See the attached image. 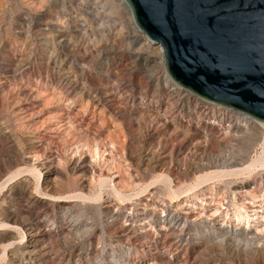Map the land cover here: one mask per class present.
Wrapping results in <instances>:
<instances>
[{
  "label": "rangeland",
  "instance_id": "obj_1",
  "mask_svg": "<svg viewBox=\"0 0 264 264\" xmlns=\"http://www.w3.org/2000/svg\"><path fill=\"white\" fill-rule=\"evenodd\" d=\"M145 36L118 0H0V264H264V126L171 98Z\"/></svg>",
  "mask_w": 264,
  "mask_h": 264
},
{
  "label": "water",
  "instance_id": "obj_2",
  "mask_svg": "<svg viewBox=\"0 0 264 264\" xmlns=\"http://www.w3.org/2000/svg\"><path fill=\"white\" fill-rule=\"evenodd\" d=\"M181 86L264 121V0H127Z\"/></svg>",
  "mask_w": 264,
  "mask_h": 264
},
{
  "label": "bare ground",
  "instance_id": "obj_3",
  "mask_svg": "<svg viewBox=\"0 0 264 264\" xmlns=\"http://www.w3.org/2000/svg\"><path fill=\"white\" fill-rule=\"evenodd\" d=\"M118 4L124 9V11H125V13H126V15L128 16V18H129V21L131 22V25L133 26V28H134V30H135V32L136 33H140V34H143L144 32L139 28V26H138V24L136 23V20H135V17H134V13H133V10H132V7H131V5L129 4V2L127 1V0H118ZM145 34V33H144ZM146 35V34H145ZM146 40L148 39V37H147V35L144 37ZM149 40V39H148ZM150 41V40H149ZM151 42V41H150ZM150 44H155V43H153V42H151ZM156 45V44H155ZM158 46L156 47L159 51L161 50V47L163 48V46L162 45H160V44H157ZM163 54H164V48H163ZM167 71V70H166ZM168 72V71H167ZM166 72V82L168 83V86H169V94H170V97L171 98H173V99H175V101H179V100H182L183 99V96H190L192 93L193 94H195L194 92H192L191 90H189V89H187V88H184L183 86H181L180 84H178L172 77H171V75L169 74V73H167ZM174 81H173V80ZM176 82V83H175ZM187 89V90H186ZM188 90L190 91V92H192V93H188ZM195 95H197V94H195ZM199 95H197V97H198ZM196 96H194V98H197ZM199 97H201V96H199ZM201 98H203V97H201ZM197 100V99H196ZM209 101V100H208ZM209 102H211V101H209ZM197 103V102H196ZM212 103V102H211ZM225 108H223V109H227L226 107L227 106H224ZM229 108V107H228ZM231 109H233V108H231ZM204 110V109H203ZM234 110H236V109H234ZM237 111H239V110H237ZM236 113H238V112H235V114ZM239 114H241L242 116H244V117H248V118H250L251 120L252 119H256L257 121L259 120L258 118H256V117H254V116H251V115H249L248 113H245V112H240ZM259 122H260V124L261 125H263L264 126V121H262V120H259ZM53 130H58V128H53ZM208 163V162H207ZM230 163V162H229ZM257 163V162H256ZM206 164V163H205ZM209 164V163H208ZM221 164V163H220ZM228 164V163H227ZM252 164V163H251ZM251 164H249V165H251ZM217 165H218V163H217ZM231 165V164H230ZM233 165V164H232ZM204 166H206V165H204ZM209 166V165H208ZM253 166V165H252ZM201 167V166H200ZM228 167V166H227ZM243 168V167H242ZM251 168V167H250ZM249 167H248V170L250 169ZM252 169H253V167H252ZM239 169H237V171H238ZM244 170V169H243ZM251 170V169H250ZM221 171H219V173H220ZM231 172V171H230ZM230 172H227L229 175H230ZM245 172V171H244ZM244 172H242V170H240L239 172H237L236 173V171H234V174L236 173V174H241V175H244L243 173ZM246 172H247V170H246ZM251 172V171H250ZM216 173V172H215ZM218 172H217V174H219ZM226 173V174H227ZM214 174V173H213ZM227 174V175H228ZM223 175V174H222ZM221 175V176H222ZM232 175V174H231ZM218 176V175H217ZM205 177V176H204ZM207 177H210V176H207ZM211 177H212V175H211ZM215 178V177H214ZM200 179H201V177H200ZM208 180H212V178H210V179H208ZM208 180H207V182H208ZM202 181V180H201ZM200 182V181H199ZM206 182V183H207ZM210 182V181H209ZM219 209L220 208H217V212L219 211ZM216 213H213L212 215H215ZM211 215V214H210Z\"/></svg>",
  "mask_w": 264,
  "mask_h": 264
}]
</instances>
